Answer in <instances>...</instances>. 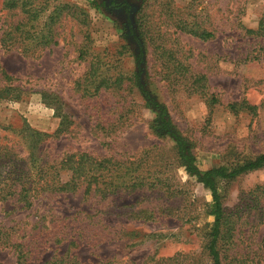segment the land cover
Wrapping results in <instances>:
<instances>
[{
    "label": "rangeland",
    "instance_id": "374dc122",
    "mask_svg": "<svg viewBox=\"0 0 264 264\" xmlns=\"http://www.w3.org/2000/svg\"><path fill=\"white\" fill-rule=\"evenodd\" d=\"M6 1L0 0V61L24 93L17 101L0 98V146L28 157L23 129L29 126L48 134L38 150L45 161L88 153L139 166L148 181L159 180L155 187L107 197L85 194L82 185L27 210L16 200L0 203V227H14L12 238L26 243L25 264H44L54 255L91 264H142L154 256L201 254L214 220L211 192L179 165L174 141L151 131L156 114L133 75L140 73L166 106L201 169L264 153V37L246 32L259 27L264 0H131L136 7L130 15L108 8V0H33V8H44L34 23L38 35L57 5L79 6L87 18L81 24L69 13L74 9L65 8L52 26L53 42L33 54L1 45L3 33L25 19ZM182 28L213 36L200 38ZM130 30L144 44L140 64ZM102 77L124 81L91 95ZM202 84L206 94L197 93ZM232 103L239 104L237 113L230 111ZM259 186L264 168L220 183L224 207L241 214L227 264H264V195L254 202L250 193ZM0 264H16L12 248L0 246Z\"/></svg>",
    "mask_w": 264,
    "mask_h": 264
},
{
    "label": "trees",
    "instance_id": "16d2710c",
    "mask_svg": "<svg viewBox=\"0 0 264 264\" xmlns=\"http://www.w3.org/2000/svg\"><path fill=\"white\" fill-rule=\"evenodd\" d=\"M6 6L10 10L18 9L25 15L23 22L8 28L2 36L1 45L5 48H22L24 54H33L39 47H47L53 42L54 33L53 25L57 23L65 8L74 9L69 11L81 24H85L87 18L83 15L85 11L79 6L70 7L66 3L65 7L57 5L54 10L47 16L44 21L43 31L38 35L34 23L38 22L44 14V8H33V0H7ZM82 17V18H81ZM28 29H25V27ZM131 28V24L129 29ZM191 32L200 38L208 39L213 36L210 31H194L193 29L184 30ZM138 47L137 62L143 61L144 44L130 30ZM253 36L264 37V17L259 23L257 29H247L246 31ZM20 38V40H19ZM37 40L36 45L34 40ZM20 41V42H17ZM28 43L25 44V42ZM248 57V56H247ZM140 73L133 75V82L140 90L145 104L155 112L156 117L149 125L159 137H169L174 141V151L177 156L179 165L185 167L187 173L195 177L198 182L202 183L206 189L211 192L212 203L209 214L214 220L205 233V244L201 254L195 253H177L170 257H153L142 264H227L230 258V245L233 242L234 232L237 226V218L240 219V210H229L224 207L219 186L221 182H231L237 177L257 171L264 168V153L254 158L246 159L232 166L213 167L203 170L199 167L197 158L193 153V146L187 140L181 131L175 127L168 110L155 95L152 94L141 81ZM204 76L198 78V82L204 80ZM13 77L5 71L0 61V98L9 101H17L22 98L24 93L20 86L13 84ZM124 78H116L113 82L107 77H102L97 83L94 92L97 94L101 88L106 90L123 84ZM196 92L206 94L201 87ZM88 92H85V94ZM212 102L216 103L215 98ZM238 103L229 104L231 112H238ZM245 109L255 112L256 106H252L243 101L241 104ZM62 117V116H61ZM24 137L28 141V157L20 156L21 154L11 149L0 146V203H6L16 200L20 204L19 209H31L36 201L43 199L48 200L53 196L64 193H76L82 185H85V194L94 191L96 194L101 193L103 197L115 194L119 190H135L142 186L148 185L155 187L158 178L148 181L146 175L137 167H127V163L116 158H97L88 153H71L52 162L45 161L39 155L41 142L48 134L26 126L23 129ZM131 165H134L132 162ZM254 202L264 195V186L257 187L250 192ZM240 215V216H239ZM14 227H0V246L12 248L16 253V264H25L28 260L29 250L26 249V243L16 241L12 238ZM44 264H91L82 263L75 257L66 255H54L46 260ZM95 264H120L114 260H105ZM134 264V263H125Z\"/></svg>",
    "mask_w": 264,
    "mask_h": 264
},
{
    "label": "flooded vegetation",
    "instance_id": "af4514ba",
    "mask_svg": "<svg viewBox=\"0 0 264 264\" xmlns=\"http://www.w3.org/2000/svg\"><path fill=\"white\" fill-rule=\"evenodd\" d=\"M109 4H107L108 8L112 9V10H117V9H123V12L127 15H130L132 10L136 7L131 0H108ZM106 5V2H105ZM129 18L128 21L126 22V25L128 27H130V22H129ZM128 23V24H127Z\"/></svg>",
    "mask_w": 264,
    "mask_h": 264
},
{
    "label": "water",
    "instance_id": "95a60500",
    "mask_svg": "<svg viewBox=\"0 0 264 264\" xmlns=\"http://www.w3.org/2000/svg\"><path fill=\"white\" fill-rule=\"evenodd\" d=\"M128 33H130V31H128ZM133 42H135L134 38H132ZM137 50H138V47H137Z\"/></svg>",
    "mask_w": 264,
    "mask_h": 264
}]
</instances>
